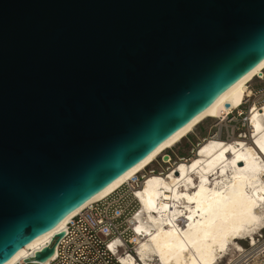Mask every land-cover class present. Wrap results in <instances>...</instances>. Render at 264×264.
<instances>
[{"label":"water","instance_id":"water-1","mask_svg":"<svg viewBox=\"0 0 264 264\" xmlns=\"http://www.w3.org/2000/svg\"><path fill=\"white\" fill-rule=\"evenodd\" d=\"M263 59L264 0H0V264Z\"/></svg>","mask_w":264,"mask_h":264},{"label":"bare ground","instance_id":"bare-ground-1","mask_svg":"<svg viewBox=\"0 0 264 264\" xmlns=\"http://www.w3.org/2000/svg\"><path fill=\"white\" fill-rule=\"evenodd\" d=\"M263 69L264 59L114 182L49 231L25 243L3 264H16L29 256L42 263L52 259L54 237L63 232L71 217L145 171L203 119L223 121L234 110L241 113L240 106L253 95L249 83ZM247 117L248 139L224 140L218 131L193 147V155L180 156L166 171L145 175L136 191L140 207L135 230L139 228L143 235L136 252L141 264H232L246 246L257 243L255 235L264 230V101L251 102ZM125 263L138 264L131 258Z\"/></svg>","mask_w":264,"mask_h":264},{"label":"built area","instance_id":"built-area-1","mask_svg":"<svg viewBox=\"0 0 264 264\" xmlns=\"http://www.w3.org/2000/svg\"><path fill=\"white\" fill-rule=\"evenodd\" d=\"M256 80L264 81V69ZM251 83V82H250ZM253 95L246 97L241 106V113L234 110L223 121L215 120L208 135L201 137L191 147L189 154L193 155V147L206 137L215 136L227 140L232 137L248 139L250 125L247 117L248 106L251 102L264 101V86L253 87ZM243 106H246L243 108ZM250 110V109H249ZM158 167H146L145 171L138 172L133 178L124 182L106 197L86 206L66 223L62 235L56 239V254L46 263L29 256L16 264H126L125 259L131 258L141 264L136 252L137 241L143 235L136 232V215L139 211V200L136 191L142 185L144 177L149 173L166 171L178 160L165 151L158 155ZM183 156L181 158H184ZM164 159H168L164 161ZM173 162V163H171ZM257 243L248 247L232 264H264V230L255 235ZM108 245H112L111 248ZM256 246V248H255ZM258 246V247H257ZM257 248L259 253L257 254Z\"/></svg>","mask_w":264,"mask_h":264},{"label":"rangeland","instance_id":"rangeland-1","mask_svg":"<svg viewBox=\"0 0 264 264\" xmlns=\"http://www.w3.org/2000/svg\"><path fill=\"white\" fill-rule=\"evenodd\" d=\"M250 84L253 87L258 88V87L264 86V81L256 80L253 78ZM245 107L246 106H243V108ZM215 120L217 119H214V118L203 119L192 129V131L188 135H186L183 139H181L178 143H176L171 149H166L165 152L169 153L176 160H177V157H180V156H186V157L190 156L189 151L191 147L196 143V141H198L201 137L208 135L210 131H213V129H215V128H211L213 124L215 123ZM159 164H160V158L159 156H157L156 159L149 165V167L156 168L159 166ZM241 243L245 245V243L243 242Z\"/></svg>","mask_w":264,"mask_h":264},{"label":"snow or ice","instance_id":"snow-or-ice-1","mask_svg":"<svg viewBox=\"0 0 264 264\" xmlns=\"http://www.w3.org/2000/svg\"><path fill=\"white\" fill-rule=\"evenodd\" d=\"M136 195H137V196H140V193H139V192H137V193H136ZM189 219H191V217H189ZM136 231H137V232H139V231H140V229H139V228H137V229H136ZM108 247H109V248H111V247H112V245H108Z\"/></svg>","mask_w":264,"mask_h":264}]
</instances>
